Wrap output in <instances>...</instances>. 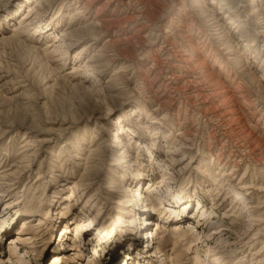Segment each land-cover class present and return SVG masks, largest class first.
Returning a JSON list of instances; mask_svg holds the SVG:
<instances>
[{"label": "rangeland", "instance_id": "374dc122", "mask_svg": "<svg viewBox=\"0 0 264 264\" xmlns=\"http://www.w3.org/2000/svg\"><path fill=\"white\" fill-rule=\"evenodd\" d=\"M74 1L0 0V264H264V0Z\"/></svg>", "mask_w": 264, "mask_h": 264}, {"label": "bare ground", "instance_id": "6f19581e", "mask_svg": "<svg viewBox=\"0 0 264 264\" xmlns=\"http://www.w3.org/2000/svg\"><path fill=\"white\" fill-rule=\"evenodd\" d=\"M110 1V0H109ZM130 1V0H129ZM41 2V1H40ZM89 2H90V0H89ZM214 2V1H213ZM216 3V2H215ZM219 3L220 4H222V5H224L225 3H223V2H220L219 1ZM74 4L75 5H77L75 8H74V10H73V12H71L70 13V22H74L75 20H76V16L78 15L79 17L81 16V15H84V12H85V10L87 9V5H88V1H82V0H75L74 1ZM213 4V3H212ZM220 6V5H219ZM139 15H141L142 17H145L144 16V13L143 12H140V14ZM78 19V18H77ZM84 23V22H83ZM102 23H103V20H100V19H98V18H96L94 21H92L91 23H90V29H92V32L94 31V30H97V28H99V29H103L104 27L102 26ZM82 29V28H81ZM84 30V29H83ZM89 30V29H88ZM69 33L70 32H67V34H64V35H66V37H68L69 36ZM89 34H91V32H89ZM98 34H99V32H93L91 35L92 36H98ZM38 35H40V34H38ZM90 36V35H89ZM181 57V56H180ZM183 57V56H182ZM186 57H187V55H186ZM209 57V56H208ZM189 58V57H188ZM182 59V58H181ZM156 60V59H155ZM194 61V60H193ZM262 61H264V60H262ZM186 62V61H185ZM157 63V62H156ZM155 65V64H154ZM153 65V66H154ZM85 66V65H84ZM87 67H89V65L87 66ZM155 67V66H154ZM195 68V67H194ZM221 70V69H220ZM248 70V69H247ZM250 70V69H249ZM72 71H73V69H72ZM235 72H236V70H235ZM244 72V71H243ZM74 73V72H73ZM238 73V72H237ZM236 73V74H237ZM253 73V72H252ZM244 75V74H243ZM200 76V75H199ZM198 76V77H199ZM242 76V75H241ZM249 76H250V73H249ZM253 76H254V73H253ZM209 77V76H208ZM251 77V76H250ZM249 77V78H250ZM207 78V77H206ZM211 78V77H210ZM241 78V77H240ZM195 79V78H194ZM200 79V78H199ZM234 79V78H233ZM243 79V78H242ZM251 79V78H250ZM193 80V79H192ZM241 80V79H240ZM195 81V80H194ZM227 81V80H226ZM186 82V81H185ZM193 82V81H192ZM188 83V82H187ZM183 84H185V83H183ZM189 84V83H188ZM192 84V83H191ZM200 87V86H199ZM203 87V86H202ZM201 88V87H200ZM199 88V89H200ZM202 90H203V88H202ZM198 92V91H197ZM209 92V91H208ZM203 93V92H202ZM202 93H201V95H202ZM209 93H211V92H209ZM208 93V94H209ZM195 94H196V92H195ZM205 95H207V93H205ZM212 95V94H211ZM196 96V95H195ZM203 97V96H202ZM205 97V96H204ZM242 97V96H241ZM205 98H209L208 96L207 97H205ZM204 98V99H205ZM195 100V99H194ZM242 104V103H241ZM235 111V110H234ZM233 116V115H232ZM262 137V136H261ZM28 141H26V145H28ZM258 160V159H257ZM1 167V166H0ZM5 177V171H0V180L1 179H3ZM148 186V185H147ZM178 194H180V193H178ZM179 196H181V194L179 195ZM178 196V197H179ZM181 197H184V200H181L180 199V201L181 202H183V203H186V200L188 199V196H183V194H182V196ZM175 198H177V197H175ZM177 200V199H176ZM189 200V199H188ZM188 202V201H187ZM183 203H181V204H183ZM242 208H244V207H242ZM174 217V216H173ZM179 217H180V215L178 214H176L175 215V220H179ZM144 221H145V223H149V221H147L148 219H143ZM147 221V222H146ZM5 224V223H4ZM16 240H20V238L19 237H17V239ZM21 241V240H20ZM134 256V255H133ZM54 257H56V256H54Z\"/></svg>", "mask_w": 264, "mask_h": 264}]
</instances>
